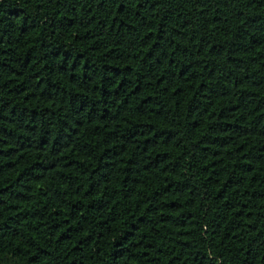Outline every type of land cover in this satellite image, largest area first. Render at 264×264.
Wrapping results in <instances>:
<instances>
[{"label":"trees","instance_id":"trees-1","mask_svg":"<svg viewBox=\"0 0 264 264\" xmlns=\"http://www.w3.org/2000/svg\"><path fill=\"white\" fill-rule=\"evenodd\" d=\"M0 264H264V0H0Z\"/></svg>","mask_w":264,"mask_h":264}]
</instances>
